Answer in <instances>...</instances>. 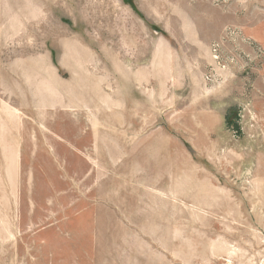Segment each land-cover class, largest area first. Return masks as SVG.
I'll use <instances>...</instances> for the list:
<instances>
[{"label":"rangeland","instance_id":"374dc122","mask_svg":"<svg viewBox=\"0 0 264 264\" xmlns=\"http://www.w3.org/2000/svg\"><path fill=\"white\" fill-rule=\"evenodd\" d=\"M0 264H264V0H0Z\"/></svg>","mask_w":264,"mask_h":264},{"label":"trees","instance_id":"16d2710c","mask_svg":"<svg viewBox=\"0 0 264 264\" xmlns=\"http://www.w3.org/2000/svg\"><path fill=\"white\" fill-rule=\"evenodd\" d=\"M229 118H230L229 116L226 118L228 120V122L230 121ZM236 130L237 131L239 130V127L237 125H236Z\"/></svg>","mask_w":264,"mask_h":264}]
</instances>
